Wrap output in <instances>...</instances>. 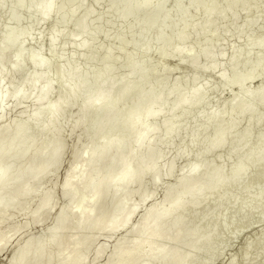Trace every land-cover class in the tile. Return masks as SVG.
I'll return each mask as SVG.
<instances>
[{
    "label": "bare ground",
    "instance_id": "obj_1",
    "mask_svg": "<svg viewBox=\"0 0 264 264\" xmlns=\"http://www.w3.org/2000/svg\"><path fill=\"white\" fill-rule=\"evenodd\" d=\"M103 1L0 0V9L6 11L0 17V253L10 251L6 264H192L206 252L204 264H209L220 253L213 249L215 226L234 200L224 203L206 223L211 233H201L195 222L206 211L194 209L211 201L217 205L231 183L264 174V140L255 150L249 141L254 128L264 126L259 112L264 84L243 87L245 79L264 73V41L257 37L264 9L247 20L259 0L243 6L238 0H224L219 9V0H210L207 6L198 0L186 4L178 0L172 12L159 10L167 0H113L101 7ZM144 7L149 14L126 28L117 52L100 53L103 43L97 35L115 20L126 27ZM20 9L29 20L25 29L20 27L24 19L17 14ZM188 13L190 18L182 20ZM241 13L248 14L241 20ZM102 16L107 17L104 23ZM218 18L225 21L214 22ZM226 21L236 22L232 28L239 42H231L232 46L230 38L226 41L233 34L228 29L231 33L227 31L224 39L230 47L221 42L219 47H224L216 51L222 41L217 30ZM246 22L254 27L243 36ZM38 23L48 27L33 36ZM57 23L74 30L56 29ZM176 23L180 28L173 41H152ZM197 28L199 45L185 46L186 35ZM45 46L49 56L40 57ZM233 48H238L237 54L225 59ZM29 49L33 55L24 57ZM255 49L261 52L253 67L237 74L240 99L228 109L214 107L181 124L180 118L200 110L213 89L210 81H198L199 73L215 72L228 84L244 54ZM154 51L190 64L189 77H172L159 85L170 71L154 68L146 57ZM53 56L60 62L56 73L49 70ZM80 56L83 62L73 64ZM118 63L122 72L116 70ZM22 71L26 73L19 78ZM151 73L155 81L144 85ZM243 115L248 120L230 146L228 160L205 159L207 153L229 146L227 138L236 132ZM219 121L231 125L218 126L209 137L192 136L194 130L215 127ZM69 136L74 137L68 144ZM198 143L203 146L191 154ZM242 147L244 155L238 154ZM189 153L191 158L179 165ZM66 154L70 160L59 180ZM239 162L243 165L235 168ZM246 195L242 191L243 198ZM228 196L236 197L235 192ZM262 199L264 195L256 196L251 206ZM244 209L240 200L238 211ZM33 228L38 231L31 232ZM259 233L255 239L264 230ZM249 245L239 258H228L225 264L245 261ZM263 261L264 249L255 264Z\"/></svg>",
    "mask_w": 264,
    "mask_h": 264
},
{
    "label": "rangeland",
    "instance_id": "obj_2",
    "mask_svg": "<svg viewBox=\"0 0 264 264\" xmlns=\"http://www.w3.org/2000/svg\"><path fill=\"white\" fill-rule=\"evenodd\" d=\"M112 1L113 0H104L101 4L102 5L101 7H107ZM188 1L189 0H182V2L184 4H186ZM198 2L200 4H202L203 6H207L210 4V0H198ZM254 2H257V1L256 0H238V6H243L245 4L253 5V4H255ZM177 3H178V0H167L165 2L163 1L159 5V10L172 12V10L175 8ZM223 4H224V0H219V2L216 5L217 9L222 7ZM257 5H259V7L256 6L255 10L252 11V14L250 12H249L250 14L247 13L248 15L241 13L242 15H240L239 18H241V17L246 18L245 15H247V20H249L251 17L255 16L254 15L255 13L256 14L258 13V15H260L259 12L261 11V9L262 10L264 9V0H259ZM253 12H255V13H253ZM17 14L22 15L24 18L20 24V27L22 29L27 28L29 25V20H28L26 14L23 12L22 9L18 10ZM148 14H149L148 7L142 8L139 12H137L131 18V20L128 22L126 27L123 26L119 20H115L110 28H108L106 31L98 34L96 37L99 42L102 41V43H103V46L100 50L101 51L100 53H102V51H104L106 49H112L116 53L119 44L124 39L126 28L134 26L136 23H138L140 20H142ZM239 14L240 13H238V15ZM261 14H264V11H262ZM2 15H6V11L4 9H0V17ZM172 15L174 18L179 17L177 13H172ZM188 15L190 16V13L186 14L181 19L182 20L189 19L190 17ZM226 15H228V13ZM225 17L228 18V16L224 15L223 19H226ZM220 19L223 22L225 21L222 18H218V19H214V22L221 24ZM241 20H242V18H241ZM241 20L239 19L237 21V23ZM106 21H107V17L102 16L101 22L104 23ZM226 22H228V21H226ZM232 23L228 22V24H226L225 27L217 30L216 37L221 36V37H217V39H218V41H220L219 38H221L222 41H220V43L217 41V43H219V44H218V46L215 47V49H217L216 51H218L220 48L224 47L225 44L227 45V47H230V45L234 46L233 44H231V42L234 43L235 41H237V44H238L239 37L237 38V34L234 32V29L232 28V27H235V26H233V24H236V22H234L233 24ZM9 25L13 27L14 22L11 21ZM47 27H48L47 23L36 24L34 26L33 31H32L33 36H35L40 30L47 28ZM54 27L56 29H63V30H67V31H73L74 30V28L71 25L64 24V23H57L54 25ZM253 27L254 26L252 24L246 22L244 30L241 32V35L245 36L250 30L253 29ZM179 28H180V23H176L170 27V30L168 31L167 34H165L164 36H154V37H152V41H158V42H162V43L173 41L176 34L179 31ZM198 29L199 28H197L194 31L189 32L186 35L185 40H184L185 46L194 47V46L199 45V41L194 36L195 32ZM228 29L233 32L231 37H229L228 33H231V32ZM227 31H228V33H227L228 37L226 39V37H225L226 35H224V34ZM257 37L260 40L264 41V19L262 20V22L260 24V29L257 33ZM224 38L226 39V41H228L230 38V41H229L230 45H229V42H226ZM221 42H222V44L223 43H225V44L222 45L221 47H219L221 45ZM70 46H71V43L69 42L68 44H66L65 50L69 49ZM129 50H132V48H129ZM237 52H238V48L230 49L227 52L225 59H228V58L236 55ZM260 52H261L260 49H255L249 56H248V54H244L245 57L242 59V62L239 63L238 66L236 67V72L233 74V77H231V82L228 84H225L223 82V80L221 78H219L218 74L215 72L201 71L198 75V81L200 83H205L207 81H210L213 85V89H212V91L207 92V94H206L207 99H206L204 105L201 107V109L196 111V112H193L191 114L182 116L180 118V123L181 124H188L191 121L196 120L200 114L206 113L214 107H218L221 109H228V108L232 107L240 99V96H241V92L238 91V89L236 87V83H235L237 80V74L247 73L254 65L255 56L257 54H259ZM32 55H33V52L31 49H29L23 53L24 57H30ZM39 56L40 57H48L49 56L48 49L46 48V46L42 48L41 52L39 53ZM146 57L150 62L153 63L155 69L163 66L170 71L167 75H165L163 78H160L158 80L159 85L169 83L171 80H173L172 77L175 79L176 76H179L181 79L183 78L185 80L186 77H189L191 70L193 69L190 64L188 65V63L187 64L176 63V62H178L177 58H174L173 56L171 57V55L168 57L162 58L159 56V54H157L156 51L149 53ZM82 62H83V57L80 56L77 59H75L72 63L73 64H79ZM59 63L60 62H59V59L57 57H55V56L51 57V63L49 66L50 72L56 73L58 71ZM116 65H117V69H116L117 72H122V69L118 70V67L120 66V64L118 63ZM120 68H121V66H120ZM25 73H26V71H22L19 74V78H21ZM155 77H156L155 74L151 73L147 77V79L145 80L146 83H144V85H148L149 83L155 81V79H156ZM259 84H264V73L262 74V76L260 74H255V75H253L252 78H248V79H245L243 81V87H253V86H256ZM59 94L62 97V96H64L65 92L60 91ZM231 95L234 97H230ZM112 96H114V94H112ZM24 105H26V104H24ZM123 111H124V113H128L127 110H123ZM259 112L264 117V106L259 109ZM13 113H11V114L13 115ZM89 117H90V115L87 114L86 118H89ZM65 120H67V117H65ZM247 120H248V118L245 115H243L239 118L238 128H237L236 132L227 138V141L230 143L228 147L222 148L218 152L207 153L204 156V158L205 159H215V160H220V161H227L228 160L227 159L228 150H229L230 146L240 138L242 127L247 122ZM230 123L231 122L219 121L218 125L215 127H208L207 129L194 130L192 136H201L203 134H205L207 137L212 136V135H214L218 126L231 125ZM257 130H261V133L257 134ZM73 137L74 136L67 137L68 144L72 142ZM251 139H252V142H251L252 149L255 150L260 146L261 142H263V140H264V126L261 129L258 127H255L253 130V134H252L251 138H249V141ZM187 140H188V138L183 139V141H187ZM177 142H178V139L174 140L173 143L176 144ZM202 146H203V143H198V144L194 145L192 147L191 154L194 151L200 150ZM245 153H246V147H242L238 151V154H240V155H244ZM191 154L189 153L188 155L180 158V160L178 161L179 165L186 163L191 158ZM232 159H234V157ZM69 160H70L69 154H66L64 161H63V165L60 168L59 173H58V179L59 180L62 179L63 172H64V166L68 163ZM242 165H243V163L239 162V163H236L234 166H235V168H240ZM259 166H260V163L258 164L257 167H259ZM226 190H227V194L224 195V198L221 201V203L216 205L213 201H211L210 203H206V204L199 206L198 208L194 209V212L206 211L207 215L204 216L202 219L195 221V222L197 224H199L201 233H203V234L211 233L212 232L211 227L210 226L206 227V223H208V221L214 215H216L220 212L221 207L224 205V203H229L232 199L234 200L231 203L232 204L231 207L223 213V215L221 216V218L218 221L217 226H215L216 234H215V241L213 243V249L218 248L220 253H219V256L217 258H214L209 264H225L228 261V258H229V260L232 257L234 258V256H235V258H236V256H237V258H239L240 255L242 254V251L244 250V248L247 244L248 245L250 244V245H249L248 253L246 255V260L240 261L237 264H255L258 262V257H259L260 251L264 249V234L262 237L255 239L256 236L260 235L259 232L262 233L264 230V199L259 201L254 207H252L251 205L254 202V199L256 196H259L261 194L264 195V174L258 173L252 179H242V180L235 181V182L231 183L226 188ZM244 190L247 191V195L243 198L242 191H244ZM158 191H159V189L157 190L158 195L156 193L155 198L157 197L159 199L160 196L162 195V192H161L162 189L160 191L161 193ZM233 192H235L236 197L235 198H233V197L229 198L228 195L233 193ZM240 200H243L244 205L246 206V209L239 212L238 211V202ZM235 218L237 219V221H236V223L233 224L232 220ZM260 228H261V230H259ZM36 231H38V228H33L31 230V232H36ZM100 238L102 239L103 237H100ZM237 253H239V254H237ZM9 254H10L9 250L4 252V253H0V264H6L5 259H7ZM206 259H207V253L206 252L201 253L197 257V259H195L193 261L192 264H204ZM261 264H264V261Z\"/></svg>",
    "mask_w": 264,
    "mask_h": 264
}]
</instances>
